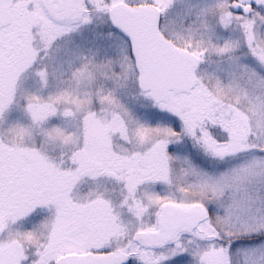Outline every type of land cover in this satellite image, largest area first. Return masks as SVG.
Here are the masks:
<instances>
[{"label":"snow or ice","instance_id":"snow-or-ice-1","mask_svg":"<svg viewBox=\"0 0 264 264\" xmlns=\"http://www.w3.org/2000/svg\"><path fill=\"white\" fill-rule=\"evenodd\" d=\"M0 264H264V0H0Z\"/></svg>","mask_w":264,"mask_h":264}]
</instances>
